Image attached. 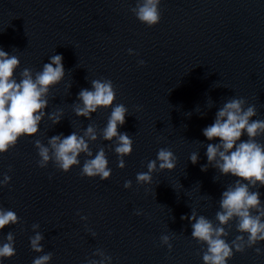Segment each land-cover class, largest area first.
Listing matches in <instances>:
<instances>
[{
	"label": "water",
	"instance_id": "95a60500",
	"mask_svg": "<svg viewBox=\"0 0 264 264\" xmlns=\"http://www.w3.org/2000/svg\"><path fill=\"white\" fill-rule=\"evenodd\" d=\"M135 3L0 0V47L20 57L17 79L25 67L34 75L57 52L66 69L47 94L39 131L0 154V179L5 172L12 177L0 186V206L20 217L0 232V241L9 230L15 235L16 255L4 264H32L42 254L30 247L35 231L44 234L43 251L53 253L50 264L100 260L99 253L93 255L97 249L111 255L113 264H204L206 245L191 236L187 217L204 215L219 225L221 194L237 177L208 161L210 141L202 129L234 96L243 97L245 106L255 105L252 119H264V0H161L155 26L135 17ZM139 59L146 63L138 64ZM98 78L111 79L116 102L129 109L119 130L132 137L134 150L124 168L117 165L115 139L103 137L110 108L91 117L75 112L80 89L91 88ZM48 113L60 115V121L53 123ZM89 125L97 138L85 139L93 154L105 150L112 168L108 180L82 176L79 166L64 172L52 162L37 164L35 139L47 145L53 135H84ZM256 139L264 143V135ZM160 147L171 148L176 167L154 172L151 184L137 183L136 173L147 170ZM192 152L198 153L196 163L189 158ZM86 158L80 154L81 163ZM125 180L132 181L131 188L123 187ZM250 187L264 201V186ZM33 223L39 227L33 229ZM221 226L226 240L240 234L235 219ZM162 234L172 237L171 250L161 243ZM229 264H264V242L234 252Z\"/></svg>",
	"mask_w": 264,
	"mask_h": 264
},
{
	"label": "clouds",
	"instance_id": "9594fccd",
	"mask_svg": "<svg viewBox=\"0 0 264 264\" xmlns=\"http://www.w3.org/2000/svg\"><path fill=\"white\" fill-rule=\"evenodd\" d=\"M160 5L161 0H136L131 12L140 22L155 26L161 20ZM127 51L130 54L134 52L131 48ZM63 59L61 53H54L34 75L30 68L25 67L19 71L17 79L20 57L0 47V154L10 151L23 137H34L39 131L48 106L47 94L66 75ZM145 63L143 59L138 60L140 65ZM91 85V88H81L78 92L80 103L75 107V112L77 115L91 117L99 108H110L103 137L106 140L115 139L113 150L118 157L117 165L124 168L125 157L134 150L132 137L126 131L119 130L125 124L126 116L130 115L129 109L125 104L116 102L117 91L111 79H92ZM256 114L255 105L245 106L243 97L234 96L216 111L213 122L202 129L203 135L210 141L206 146L208 161L213 162L221 173L237 177L234 184L221 194V210L216 213L219 225H213L204 215L197 216L193 213L187 217L192 221L191 236L206 245L202 253L204 264H229L234 252H243L245 246L253 247L264 242V201L261 200V193L250 187L257 183L264 186V143L256 139L258 135H264V119H252ZM48 115L52 117L53 123H58L61 119L55 113ZM245 135L247 138L242 139ZM85 136L93 140L97 138L91 125L86 128L84 135L75 131L67 135H53L49 137L47 145L35 139L39 156L37 164L46 167L52 162L64 172L70 171L73 166H79L82 176L108 180L112 175V168L105 150L100 148L93 154ZM81 153L87 157L83 163L79 159ZM189 158L192 163H196L198 153H190ZM176 162L177 157L171 148H158L155 158L147 161V170L136 173L137 183L151 184L154 172L173 170ZM201 167L206 169L207 166ZM11 179L7 172L3 173L0 186L8 185ZM123 187L131 188L132 181L125 180ZM137 214H140L139 210ZM81 219L87 220V217L81 215ZM232 219L236 220V228L240 234L229 241L224 238L226 229L221 225ZM19 222L20 217L15 210L0 206V232H4L5 226ZM38 227V223L32 224L33 229ZM89 231L93 236L96 235L91 229ZM171 239L168 234L160 237L161 243L169 250L172 249ZM43 240L44 234L40 231L29 236L31 249L42 253L33 258L32 264H50L52 260L53 253L43 251ZM255 251L261 253L262 249L255 247ZM96 253L102 257L100 260L88 258L82 264H113L111 255L99 249L93 255ZM15 255V235L9 230L5 233L4 240L0 241V264H4L5 258L10 259Z\"/></svg>",
	"mask_w": 264,
	"mask_h": 264
}]
</instances>
